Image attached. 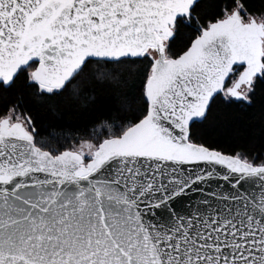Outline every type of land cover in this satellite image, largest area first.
<instances>
[{"label":"snow or ice","instance_id":"6c2138e0","mask_svg":"<svg viewBox=\"0 0 264 264\" xmlns=\"http://www.w3.org/2000/svg\"><path fill=\"white\" fill-rule=\"evenodd\" d=\"M199 6L0 0V95L143 66L131 118L63 150L37 140L22 103L0 112V264H264V159L198 138L217 99L251 104L264 84V8Z\"/></svg>","mask_w":264,"mask_h":264},{"label":"trees","instance_id":"16d2710c","mask_svg":"<svg viewBox=\"0 0 264 264\" xmlns=\"http://www.w3.org/2000/svg\"><path fill=\"white\" fill-rule=\"evenodd\" d=\"M199 2L197 13L211 17L217 0ZM249 2L255 8H264V0ZM188 31L182 29L177 35L178 48L186 41ZM109 70L111 75L98 79L90 65L60 96L39 97L18 85L11 94L0 95V112L11 103H22L35 122L37 140L63 150L74 137L91 132L98 122L120 123L121 117L131 118L141 107L139 85L143 66L111 65ZM198 138L225 154L264 159V84H257L251 104L217 99L198 130Z\"/></svg>","mask_w":264,"mask_h":264},{"label":"water","instance_id":"95a60500","mask_svg":"<svg viewBox=\"0 0 264 264\" xmlns=\"http://www.w3.org/2000/svg\"><path fill=\"white\" fill-rule=\"evenodd\" d=\"M214 183H215V182H214ZM221 183H223V182L221 181ZM207 187H208V186L206 185V186H205V188H207ZM213 187H214V185H213ZM195 202H197V203H198V200H196Z\"/></svg>","mask_w":264,"mask_h":264}]
</instances>
